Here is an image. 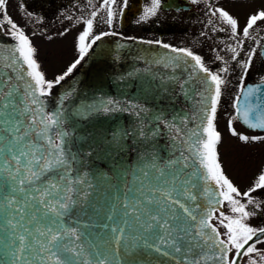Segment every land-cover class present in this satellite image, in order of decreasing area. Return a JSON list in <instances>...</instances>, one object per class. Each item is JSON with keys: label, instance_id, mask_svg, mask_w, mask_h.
I'll return each mask as SVG.
<instances>
[{"label": "snow or ice", "instance_id": "snow-or-ice-1", "mask_svg": "<svg viewBox=\"0 0 264 264\" xmlns=\"http://www.w3.org/2000/svg\"><path fill=\"white\" fill-rule=\"evenodd\" d=\"M127 6L128 0H102L100 8L81 21L85 27L75 44L74 61L49 79L32 39L8 15L7 0H0V35L14 42L0 44V264H264V225L251 223L264 218V163L242 191L226 174L219 152L222 134L217 119L228 83L222 73L228 74L229 67L213 71L189 48L141 40L175 54L153 62L169 74H153L151 79L160 85L174 83L186 100L191 96L187 112H156L146 104L112 99L69 112L64 101L70 91L59 98L55 110L47 109L46 98L73 74L93 45L117 35L94 33L101 11L111 29ZM208 6L219 25L215 30L227 31L233 39L229 51L243 69L241 95L234 99L228 131L245 145L264 142V134L249 135L234 126L240 121L247 129L264 132V77L254 87L244 83L257 48L264 50V36L256 31L259 27L264 32V9L249 14L241 26L225 8ZM20 7L24 9L23 4ZM160 7L161 0H150L138 22L155 17ZM248 40L254 47L241 61ZM151 90L149 82L143 91ZM115 112L127 113L135 122L113 130L107 150L123 152L130 140L144 149L138 163L122 166L113 177L85 170L86 159L101 145L83 154L73 151L79 137L65 127L67 121ZM161 137L170 142L166 160L156 151ZM113 179L122 181L123 187ZM105 188L124 195L113 197L104 216L108 223L101 227L107 232L92 239L86 231L89 225L81 221L89 210L99 216L102 209L91 198Z\"/></svg>", "mask_w": 264, "mask_h": 264}, {"label": "water", "instance_id": "water-1", "mask_svg": "<svg viewBox=\"0 0 264 264\" xmlns=\"http://www.w3.org/2000/svg\"><path fill=\"white\" fill-rule=\"evenodd\" d=\"M13 43L8 36L0 35V44L11 46ZM262 53L264 55V50ZM174 55L158 44L140 43L139 40L117 35L103 37L101 41L93 45L88 56L73 74L53 90L51 97L46 98V107L50 111L55 110L59 105V98L66 91H70L71 97L64 101V107L69 112L82 105L102 103L109 99L120 101L122 104L128 102L146 104L156 112L172 113L181 109L187 112L191 106V96L186 100L174 83L160 85L158 79H151L153 74L157 76L169 74L162 65L153 62L164 56ZM149 82L152 90L145 93L143 88ZM256 84L247 86L254 87ZM241 104L243 105V97ZM134 122L135 117L124 112L98 113L87 119L73 117L67 121L65 127L79 137L74 141L73 151L78 150L83 154L101 145L93 152V157L86 159L85 170L100 171L113 177L116 171L122 169V166L123 168L135 167L139 153L144 150L140 145H133L130 140L125 142L127 147L123 152L107 150V140L111 138L112 131L120 126L130 127ZM156 151L162 160H166L170 154L169 140L165 137L158 139ZM81 158L85 159L83 155ZM128 179L131 180V177L129 176ZM112 183L123 187L122 181L113 179ZM116 195L123 198L124 194L119 189L107 188L93 192L91 199L96 201L102 211L97 216L89 210V215L81 221L82 224L89 225L86 231L91 233L90 238L99 239L107 232V229L101 225L108 223L104 216ZM2 259L3 257H0V260Z\"/></svg>", "mask_w": 264, "mask_h": 264}, {"label": "flooded vegetation", "instance_id": "flooded-vegetation-1", "mask_svg": "<svg viewBox=\"0 0 264 264\" xmlns=\"http://www.w3.org/2000/svg\"><path fill=\"white\" fill-rule=\"evenodd\" d=\"M101 3L102 0H92L91 5L88 0H9V12L12 14L15 10L25 11L26 9L27 12L32 13L33 22L38 21L45 24L60 19L61 15L67 11L81 9L86 12L89 11L90 14L91 11L99 9ZM21 4L24 5V9H21ZM149 4L150 0H128V6L123 10L124 14L119 18L116 25L109 29L108 25L103 23L101 28H104L105 31H115L117 36L124 38L135 37V40L139 41H161L173 47L189 48L202 55L206 64L213 71H219L226 66L229 67L228 74L222 73V75H226L228 80L224 91H235L236 96L241 94L239 85L243 69L232 60V53L229 51V46L234 45V41L229 32L215 30L219 25L216 23V18L210 15L208 5L210 4L213 8H225L236 16L241 26H243L249 14L256 10L264 9V0H208L207 3L201 0V2L196 4H193L191 0H161L160 10L155 17L147 22H138L139 17L143 14V9ZM101 18L102 16H99L97 19ZM210 20L213 21L212 24L209 23ZM94 25L96 27L101 26L96 22ZM256 31L260 32L261 36H264V32H261L259 27ZM203 33H206V35ZM261 43L264 44V40H261ZM251 47H254L252 41H246L245 51L241 52V61L246 58V52ZM257 51L259 54L254 59L253 65L244 81L246 86L256 84L264 77L263 50L257 48ZM216 55L223 59L217 60L215 58ZM224 61H227V64ZM229 119L225 115H218V131L222 134L221 128H225L228 139H233L234 141L233 146L236 147L235 145L237 144L239 148H244L246 145L229 133L227 127ZM234 126L238 131L246 132L249 135L264 134V132L247 129L240 121H236ZM261 143L264 142L248 145L253 146ZM257 171L258 169L255 170V174ZM251 223L264 225V218L258 217L252 220Z\"/></svg>", "mask_w": 264, "mask_h": 264}, {"label": "rangeland", "instance_id": "rangeland-1", "mask_svg": "<svg viewBox=\"0 0 264 264\" xmlns=\"http://www.w3.org/2000/svg\"><path fill=\"white\" fill-rule=\"evenodd\" d=\"M9 11V0H7L9 16L32 39L34 46L37 48V58L48 78L51 79L54 75L66 70V67L77 56L75 44L79 34L85 27L81 21L90 16L89 11L86 12L81 9L67 11L61 15L60 19L45 24L44 22H33L34 18L29 19L25 14L27 11L15 10L12 14ZM100 16L103 17L104 13L101 12ZM96 23L101 26L96 27L94 25L95 34L105 31L104 28H101L104 23L103 18L97 19ZM235 97V91H224L218 115L231 118L234 114L233 102ZM221 131H223V141L219 146V152L226 174L240 189H246L255 175V170L259 169L261 164L264 163V143L253 146L246 145L244 148H239L236 144V147H234V141L228 139L225 128H221Z\"/></svg>", "mask_w": 264, "mask_h": 264}]
</instances>
